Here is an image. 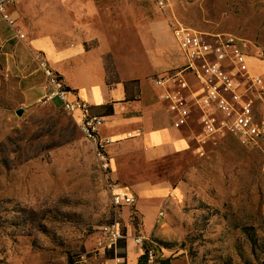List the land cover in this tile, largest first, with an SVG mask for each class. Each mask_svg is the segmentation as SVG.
I'll list each match as a JSON object with an SVG mask.
<instances>
[{"label": "rangeland", "instance_id": "rangeland-1", "mask_svg": "<svg viewBox=\"0 0 264 264\" xmlns=\"http://www.w3.org/2000/svg\"><path fill=\"white\" fill-rule=\"evenodd\" d=\"M30 4V16L19 13L17 25L23 34L34 25L37 34L51 35L63 46L79 43L86 51H96L104 62L106 83H129L131 99H140L143 107L162 105L170 119L160 98L163 90L153 81L184 63L172 37L179 25L244 40L247 62L264 86V0ZM132 81L138 82L136 94ZM21 102L17 79L5 75L0 58V264H67L68 258L72 264H103L112 253H101L99 229L114 221L123 232L131 228L126 264H137L142 256L138 247L139 256L134 254L133 235L147 237L151 244L146 246L159 251L156 264L254 262L242 229L252 228L264 239V137L244 146L231 135L203 137L192 124L189 130L195 137L186 153L155 163L137 156L111 174L100 168L93 146L57 100L52 105ZM138 181L178 189L163 203L140 202L142 222L135 204L114 210L109 193L116 184L135 196L131 185ZM158 212L164 218L156 224L153 216ZM116 253L123 250L117 246ZM140 264H145L144 256Z\"/></svg>", "mask_w": 264, "mask_h": 264}, {"label": "built area", "instance_id": "built-area-1", "mask_svg": "<svg viewBox=\"0 0 264 264\" xmlns=\"http://www.w3.org/2000/svg\"><path fill=\"white\" fill-rule=\"evenodd\" d=\"M15 1L0 0V18L10 27L16 22L12 12ZM18 36L24 37L21 33ZM172 37L184 57V63L179 70L154 78L153 84L163 90L160 98L173 117V127L178 129L194 120L203 137L231 135L241 145L256 144L264 137V107L262 112L258 107V102L263 101L264 86L261 76L247 62L244 40L232 34H207L181 25L173 28ZM38 67L51 88L36 103L52 105L57 99L60 108L93 146L100 168L108 172V148L115 141L100 134L104 118L95 114L87 101L68 89L46 61L41 60ZM141 133V129L136 128L125 137L132 138ZM260 168L264 174V155ZM109 193L114 210L131 207L135 203V196L123 186L112 184ZM162 216L160 212L156 224L160 223ZM99 230L103 237L101 253H112L103 264H126V257L117 254L116 248L131 234L127 230L123 232L118 221L104 224ZM132 240L144 256L145 264H156L160 253L155 247L146 246L147 242L150 243L148 238L133 235Z\"/></svg>", "mask_w": 264, "mask_h": 264}, {"label": "crops", "instance_id": "crops-1", "mask_svg": "<svg viewBox=\"0 0 264 264\" xmlns=\"http://www.w3.org/2000/svg\"><path fill=\"white\" fill-rule=\"evenodd\" d=\"M31 9L29 0H16L12 10L16 20L15 25L10 27L0 18L2 70L5 75L17 79V88L21 93L23 105L29 106L35 103L50 91L51 87L38 67L41 59L46 61L52 72L68 89L93 107L94 113L97 112V107L112 106L114 114L104 118L100 128L102 136L110 137L115 141L108 148L109 173L113 174L117 165H121L120 168L123 169L127 161L137 156H141L145 163H155L169 155L189 151L190 143L195 137L189 130L190 126L192 124L198 126L194 120L189 125L177 129L173 127V117L168 118L162 105L154 102L143 107L140 105V99L126 102L123 82L106 83L102 58L96 51H86L83 44L63 46L51 35L37 34L34 25L30 33L23 34L17 25L19 13L30 16ZM32 30L35 34H32ZM19 33L24 37L19 38ZM164 106L168 110L166 105ZM120 107H123V110H120ZM136 128L141 129L140 135L125 137L126 133ZM131 187L136 196L135 213L140 217L141 222L145 210L140 202L154 200L163 203L169 200V195L175 194L178 190L168 183L151 184L147 181L134 182ZM159 213L153 216L155 222ZM163 218L164 215L161 219ZM138 251L135 247L134 254L137 257Z\"/></svg>", "mask_w": 264, "mask_h": 264}, {"label": "trees", "instance_id": "trees-1", "mask_svg": "<svg viewBox=\"0 0 264 264\" xmlns=\"http://www.w3.org/2000/svg\"><path fill=\"white\" fill-rule=\"evenodd\" d=\"M106 72V69H105ZM114 83H117V81H115ZM131 84H136L135 86V94L138 92V82L137 81H132L130 82ZM123 87L125 90V94H126V102H130V101H134L135 99H131V93H132V88L129 87V83H125L123 82ZM137 88V91H136ZM134 92V91H133ZM97 112L95 114L106 118L109 116L113 115V109L111 105H103L100 107H97ZM247 146H252V145H247ZM243 233L245 234V236L247 237V240L249 241L250 244V251H251V255H252V259L254 262L245 259L243 261V264H264V239H259L256 234L253 232L252 228H245L242 229ZM118 248L123 250V253H118L120 256L126 257V254L124 253V250L126 249V242L120 241L118 243ZM67 264H72L71 259H67ZM142 260V256H140L137 260V264H140Z\"/></svg>", "mask_w": 264, "mask_h": 264}]
</instances>
